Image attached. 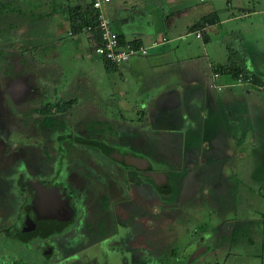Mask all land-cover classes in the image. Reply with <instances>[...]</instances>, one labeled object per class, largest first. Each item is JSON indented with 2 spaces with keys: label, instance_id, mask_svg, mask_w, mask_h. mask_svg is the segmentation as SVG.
<instances>
[{
  "label": "rangeland",
  "instance_id": "374dc122",
  "mask_svg": "<svg viewBox=\"0 0 264 264\" xmlns=\"http://www.w3.org/2000/svg\"><path fill=\"white\" fill-rule=\"evenodd\" d=\"M70 1L73 0H0V25L5 27L0 39V87L5 88L2 97L9 108L5 113L12 118L18 112L2 81L6 73L7 81L17 76L22 79L19 82L29 80L35 100L28 104L49 102L55 110L61 106L68 122L78 123L90 141L127 147L170 176V187L162 195L149 178L139 177L126 165L108 158L92 142L79 147L80 152L86 149L99 159L107 181L112 174H123L117 190L123 196L117 206L120 211L112 214L125 227L124 234L114 233L103 240L107 250L102 247L97 251L89 245L81 254L84 251L95 257L96 264H264L263 113L259 114L261 125L256 128L260 136H254L253 142L247 126H240L248 116L244 117L245 113L235 105L221 109L210 103L207 110H197L198 102L186 101L187 92L178 88L184 76L177 75L182 67L172 52V42L171 62L161 61L166 57H149L144 59V69H140L131 65L137 61L134 56L107 70L84 33L75 34V40L68 34V27L64 29L68 14L64 17L59 11H64ZM205 1L208 0H197ZM221 1L219 12L231 16L229 24L222 26L239 32L240 21L232 15L239 8H247L250 14L243 22H252L251 36L259 38L264 47V10H258L257 2L229 0L231 5H226L227 0ZM50 11L55 14L48 15ZM106 15L111 16V12ZM187 34L188 37L182 35L186 44L187 38L200 40L194 33ZM13 37L19 43L9 41ZM191 46L195 47L193 43ZM200 53L202 56L203 51ZM204 58L199 59L205 63ZM11 70L14 73L10 75L7 72ZM257 88L246 87L243 92L247 93L238 96L240 101H246V110L255 108L249 100L256 99ZM210 94L214 96V92ZM26 106L27 102L17 108L22 112ZM201 113H205L204 118ZM232 120H238L239 126L231 124ZM5 146L8 147L7 140ZM256 154L262 158H256ZM11 167L17 172L21 162ZM129 173L134 175L127 182ZM103 180L106 182V178ZM137 181L127 197V184ZM140 181L150 183L155 195ZM242 195H247L251 204L245 203ZM54 211L59 213L57 208ZM71 224L64 223L67 227ZM71 246L68 247L78 251L83 243L76 241ZM70 260H77V254Z\"/></svg>",
  "mask_w": 264,
  "mask_h": 264
},
{
  "label": "flooded vegetation",
  "instance_id": "af4514ba",
  "mask_svg": "<svg viewBox=\"0 0 264 264\" xmlns=\"http://www.w3.org/2000/svg\"><path fill=\"white\" fill-rule=\"evenodd\" d=\"M2 76L18 112L12 118L5 113L9 108L3 102L5 88L0 87V264H96L95 257L81 251L89 245L97 251L102 247L107 250L103 240L125 233L121 220L112 214L120 211L117 206L123 196L117 190L123 174H112L107 181L99 159L78 148L92 142L108 158L126 165L139 177L149 178L162 195L170 187L169 173L127 147L90 141L78 123L68 122L61 108L55 110L49 102L28 104L35 100L29 80L19 82L22 79L15 76L7 81L9 75ZM25 102L28 108L21 112L17 106ZM36 112L38 116H33ZM18 162L21 169L13 172L11 166ZM133 175L129 173L127 182ZM138 182L127 184V197ZM140 182L155 195L150 183ZM68 221L72 224L67 227L64 223ZM76 241L83 243L78 251L68 247ZM75 254L77 260L71 261Z\"/></svg>",
  "mask_w": 264,
  "mask_h": 264
},
{
  "label": "crops",
  "instance_id": "0c3cea01",
  "mask_svg": "<svg viewBox=\"0 0 264 264\" xmlns=\"http://www.w3.org/2000/svg\"><path fill=\"white\" fill-rule=\"evenodd\" d=\"M88 1L89 0H73L68 4L74 5L79 2L84 5ZM254 1L257 2L258 10H264V0ZM222 5L221 0H208L204 3H198L197 0H110L102 7L105 14L107 11L111 12V16L107 15V17L110 19L112 28L126 40H135L148 44L153 39L166 36L167 33L165 31H169L171 36L167 35V40L165 42L152 48L150 54L144 58L143 56H136V63L134 60L131 65H134L136 68L144 69L143 66L146 63L144 59L146 60V58L149 57H166L161 61L165 59L167 63L171 62L169 44L172 42V52L177 55L176 61L180 67H182L177 71V75L178 77L184 76L180 78L183 80V85L180 83L178 88L183 92H187L189 97H187L188 99H186V101L194 104L198 102L199 108H197V110L206 109V105L210 106V103L218 105L221 109L224 108V106L235 105L240 111L245 113L244 117L248 116L244 123L241 121L240 126L242 128L243 124L247 126L246 129L252 136L250 141L254 142V136L257 139L260 136L256 129L261 125L259 121L260 112H262L264 116V90L257 86L258 94L254 95L256 99L251 98L249 100L255 108L253 110H246L244 108L247 105L246 101H240L241 98H238V96H244L247 92L243 91L246 90V87L251 85L240 87L232 81L230 74L227 73L221 74L217 78V81L226 85L221 90H215L208 85L209 81L212 79L213 64H216V66L225 64L243 65L247 71L264 82V47H261L259 38L255 39L254 35L251 36L253 30L252 22H243L245 17L250 14V11L247 8H239L237 14L232 15V17L240 21L241 28L239 32H234L231 26H222V24H229L231 20L230 15L219 12V10L222 9ZM226 5H231L229 0H227ZM65 9L67 8L65 7ZM254 11L255 9L251 12ZM213 12L216 14V20L212 23H205L196 27V30L199 29L201 32L200 35L197 36L194 32L195 30L191 29V26L200 20L203 15ZM13 13L15 14L14 11ZM59 13L63 14L64 17L68 14L67 10H61ZM52 14H55V11H50L48 13V15ZM67 22L68 21L63 23V21L60 20L59 23L65 24L64 29H67ZM15 24L16 23H13L12 26L15 27ZM215 25H217V28H214ZM228 29L230 31H228ZM3 31H5V27L0 25V39L1 36H3ZM159 32H162V34H159ZM188 32L194 33L195 38L200 40L187 38L186 44L182 35L188 37ZM81 33H84L89 43H91L89 35L85 32ZM68 34H70L69 31ZM225 35L227 36L225 37ZM73 36L75 35H71V37ZM17 39L18 38L13 37L9 41H16L17 43ZM73 39L76 40L78 38L73 37ZM192 43L195 47L191 46ZM180 49H182V55L178 54ZM200 50L203 51L202 56H205L203 59L205 63L199 59L202 57L200 56ZM210 92H214V96L210 94ZM244 99L243 97V100ZM232 107L233 106H231V108ZM205 113H201V118L205 117ZM230 123L235 127L239 126V124H236L239 123L238 120H232ZM242 136L243 140L244 132H242ZM255 157L262 158L260 154H256ZM242 196L246 198L245 203L251 204V202L248 201L247 195ZM256 218L260 217L256 216Z\"/></svg>",
  "mask_w": 264,
  "mask_h": 264
},
{
  "label": "built area",
  "instance_id": "2783aa9c",
  "mask_svg": "<svg viewBox=\"0 0 264 264\" xmlns=\"http://www.w3.org/2000/svg\"><path fill=\"white\" fill-rule=\"evenodd\" d=\"M92 7L97 9L96 22L94 25H87L82 27V32L89 35L90 42H93L94 52L98 54L102 59L110 61L113 64H118L122 61H126L134 56H145L150 50L167 40L166 36H162L159 39H153L150 43L144 44L142 42H135L133 40L119 39L118 32L111 26L110 19L101 11L103 3L110 0H90ZM241 17V16H240ZM92 31H97V37ZM197 36L200 35V30L194 31ZM221 74L218 71L213 70L212 79L208 85L215 90H221L225 84L217 81ZM241 85H252L251 75L238 73L234 81Z\"/></svg>",
  "mask_w": 264,
  "mask_h": 264
},
{
  "label": "trees",
  "instance_id": "16d2710c",
  "mask_svg": "<svg viewBox=\"0 0 264 264\" xmlns=\"http://www.w3.org/2000/svg\"><path fill=\"white\" fill-rule=\"evenodd\" d=\"M104 4L105 3H103L102 6ZM100 9L104 13L103 7H101ZM65 10H67L68 12V17H67L68 31L70 32L71 35H75V34L82 32V27L87 26V25H94L96 22V14L98 10L92 7L90 0L84 5L80 4L79 2L75 3L74 5H69L67 6V9ZM215 20H216L215 12L205 14L200 18V20H198L195 24L191 26V29L196 30V27H199L205 23H212ZM93 34H94V37H97V31H92L91 35ZM118 35H119V39L123 41L124 38L122 37V35L119 33ZM91 44L94 45L93 42H91ZM103 62H104V67L107 70L114 68L115 66V64L105 59H103ZM213 70L218 71L220 74H224V73L230 74L232 81H235L237 74L240 72L245 75L249 74L252 77V82H253L252 85H256L260 87L262 90H264L263 80L258 79L254 74L247 71L243 65H240V64L218 65V66H215ZM58 107L61 108V106H58Z\"/></svg>",
  "mask_w": 264,
  "mask_h": 264
},
{
  "label": "water",
  "instance_id": "95a60500",
  "mask_svg": "<svg viewBox=\"0 0 264 264\" xmlns=\"http://www.w3.org/2000/svg\"><path fill=\"white\" fill-rule=\"evenodd\" d=\"M131 158H133V157H131ZM133 159H136V158H133ZM137 160L141 161V159H137ZM63 198H64L63 201L66 204V202H65L66 201V198L64 196H63Z\"/></svg>",
  "mask_w": 264,
  "mask_h": 264
}]
</instances>
